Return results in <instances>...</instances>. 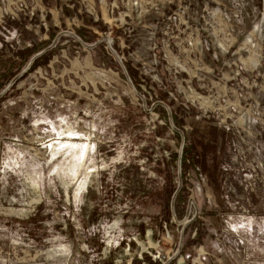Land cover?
I'll list each match as a JSON object with an SVG mask.
<instances>
[{"label": "rangeland", "instance_id": "374dc122", "mask_svg": "<svg viewBox=\"0 0 264 264\" xmlns=\"http://www.w3.org/2000/svg\"><path fill=\"white\" fill-rule=\"evenodd\" d=\"M56 1L0 0V264H264V0Z\"/></svg>", "mask_w": 264, "mask_h": 264}, {"label": "built area", "instance_id": "2783aa9c", "mask_svg": "<svg viewBox=\"0 0 264 264\" xmlns=\"http://www.w3.org/2000/svg\"><path fill=\"white\" fill-rule=\"evenodd\" d=\"M98 4L100 6H104L106 9L105 15L109 22H113V19L116 17H120L122 19L129 18L131 11L137 10L138 8L140 11H142V7L147 6L145 3H143V0H97V2L95 0V3L91 0H84L82 3L84 11L89 15L94 16L96 21L99 20L97 13ZM144 9L145 11H148L147 8ZM100 19H104L103 15L100 17Z\"/></svg>", "mask_w": 264, "mask_h": 264}, {"label": "trees", "instance_id": "16d2710c", "mask_svg": "<svg viewBox=\"0 0 264 264\" xmlns=\"http://www.w3.org/2000/svg\"><path fill=\"white\" fill-rule=\"evenodd\" d=\"M36 52V49L35 47H31V48H25L23 50H19L18 51V55H19V58H20V62H19V66H21L22 63H24L26 60H28V58L34 54ZM45 56L44 58L46 59V61L49 60V54L45 53V54H42V55H39L38 57H36L34 60H33V63L31 65V69L35 68L36 65L38 64V61L43 57ZM128 71L130 72L129 74L133 75V72L131 70L130 67H128ZM14 72L12 71V67H11V64L9 65L8 68L6 69H3L2 72H0V77L2 78H5V76L7 75H11V76H14ZM3 86V84H0V88ZM189 147H186L184 150H183V154H182V166H184L186 164V156L190 154V151H189Z\"/></svg>", "mask_w": 264, "mask_h": 264}, {"label": "crops", "instance_id": "0c3cea01", "mask_svg": "<svg viewBox=\"0 0 264 264\" xmlns=\"http://www.w3.org/2000/svg\"><path fill=\"white\" fill-rule=\"evenodd\" d=\"M57 2V1H56ZM53 3L50 7L48 6V12L52 16L56 14L59 18L62 16L64 19L72 20V21H81L83 22V16H78L73 19V14L76 15L75 7L76 5L72 6L74 2L72 0H63L61 2ZM61 15V16H60Z\"/></svg>", "mask_w": 264, "mask_h": 264}]
</instances>
